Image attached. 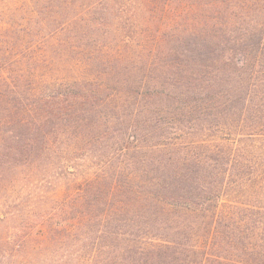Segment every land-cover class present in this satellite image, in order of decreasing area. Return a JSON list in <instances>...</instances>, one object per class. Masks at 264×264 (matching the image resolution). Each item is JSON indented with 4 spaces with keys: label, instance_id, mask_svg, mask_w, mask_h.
<instances>
[{
    "label": "rangeland",
    "instance_id": "374dc122",
    "mask_svg": "<svg viewBox=\"0 0 264 264\" xmlns=\"http://www.w3.org/2000/svg\"><path fill=\"white\" fill-rule=\"evenodd\" d=\"M215 23L254 43L264 0H0V264H133L130 245L146 239L169 241L162 264L238 251L241 220L264 215V78L238 69L244 87L184 95L161 68ZM171 151L197 170L191 196H163L166 215L105 216L106 192L83 191L124 167L116 201L145 194L143 162Z\"/></svg>",
    "mask_w": 264,
    "mask_h": 264
},
{
    "label": "trees",
    "instance_id": "16d2710c",
    "mask_svg": "<svg viewBox=\"0 0 264 264\" xmlns=\"http://www.w3.org/2000/svg\"><path fill=\"white\" fill-rule=\"evenodd\" d=\"M224 23L230 25L229 18H227V21ZM206 27L204 31L201 30V27H198L199 32L194 33L197 35L191 38V49L186 47L188 42L184 39L178 40L185 49L179 50L178 47L172 49L175 55L174 60L172 59L169 64L161 65L163 74L172 77L170 79L173 81H175V79L177 80L175 83H172L176 92L184 95L215 92V95L219 98L224 94L223 92L228 86L231 87L230 84L234 86L239 84L241 87H244V84H246L244 80L241 79L243 78V74L236 71L238 69L242 70V72L247 71L248 83L254 84L258 81H255V79L264 78V24L260 26V28L256 27V30L253 31V34H257L259 30L258 37L254 43L249 39L251 35L248 37L246 36V39L245 37L241 39L233 38L229 36L230 34H225L224 27L219 26L217 23ZM227 27L229 28L230 26H226V29H228ZM228 40H232L238 46L247 49L249 52L248 56L237 58L235 54L238 52L236 51L241 52V50L234 49L235 52H228ZM246 43H253V46L243 47ZM232 68L235 69V71H231ZM190 79L192 81L195 80V82H185V80ZM86 83L87 82L78 80L76 85L82 90ZM95 84L96 92H98L101 89V84L99 82H95ZM224 84H227V86L222 87ZM89 85L88 91H91L94 84L91 83ZM183 85L185 88L181 87ZM254 85L259 86L258 84ZM231 92L234 93V95L236 94V91L233 89ZM85 93L86 90L82 92V95H87ZM186 109L189 110L191 107L188 106ZM18 120L20 124H26L25 120ZM3 121L8 122L10 120L9 118H4V120L0 118V125L4 123ZM173 147L170 149L175 148ZM159 150L161 151L162 149ZM153 151L158 152V150ZM177 154L178 153L171 151L170 154L163 155V157L161 156L154 160L143 162L149 165L148 173L155 175L154 177L150 176V178H147V191L145 194H140L134 188L131 189V192L127 191L129 200L119 199L117 200L118 202L116 201L118 193L121 192L122 195L125 194V185L115 181L117 177L120 178L122 176L124 167L115 168L111 172L112 174H110L109 177L111 178L110 182H108L107 179L104 182L97 179L96 183L94 181H89L90 184L83 186V191H87L88 187L91 185L95 187L91 194L106 192L101 197V200L97 197L98 205H104V207H106L105 212H103L105 216L117 212H120V214L123 212L126 213L128 211L127 206L129 205L133 211L136 210L140 212V216L146 217L149 215V217L154 220L157 218L158 213H160V215H166L173 209L171 206L167 208L164 207V203L167 200L165 201L163 196L176 197L177 194L175 193H177L178 190L181 192L183 191V197L191 196L193 193V186L196 181L194 176L197 168H195V170L193 169L191 159L181 154V156H178ZM256 178L257 177H255V180L259 182L258 186L264 188V175H261L259 179ZM189 202L198 204V202L192 199L189 200ZM203 202H200L199 206H201ZM199 206H197V208H199ZM152 207L155 208L152 210ZM173 207L179 208L178 203H174ZM145 212L146 214H143ZM262 214L263 212L259 210L255 212L252 218L248 216V219L244 218L241 220L245 222V232L239 244L240 246L238 243V246H235V250H238L237 252L225 258L226 260L219 259L220 261H214L208 258L200 262H195V264H264V260H261L262 258L260 256V254H264V215ZM248 221L252 222L249 223ZM138 243L137 240L135 244L130 245V262H133V264H162L160 263L162 260L163 262L164 260L167 261V258H162V256L168 251L167 247H169V241L166 240L162 243L163 245L148 243L147 239L145 240V243H147L146 245L140 246ZM134 255L135 257L132 259ZM140 259H143V261Z\"/></svg>",
    "mask_w": 264,
    "mask_h": 264
}]
</instances>
